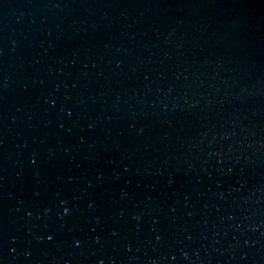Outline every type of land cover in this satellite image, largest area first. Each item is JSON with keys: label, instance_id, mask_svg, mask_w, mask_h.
<instances>
[{"label": "water", "instance_id": "95a60500", "mask_svg": "<svg viewBox=\"0 0 264 264\" xmlns=\"http://www.w3.org/2000/svg\"><path fill=\"white\" fill-rule=\"evenodd\" d=\"M0 264H264V0H0Z\"/></svg>", "mask_w": 264, "mask_h": 264}]
</instances>
